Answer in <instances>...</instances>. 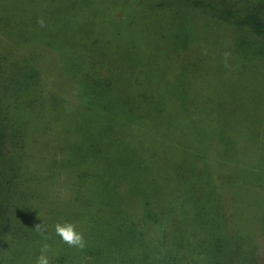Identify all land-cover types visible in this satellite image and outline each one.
Wrapping results in <instances>:
<instances>
[{"label": "rangeland", "instance_id": "rangeland-1", "mask_svg": "<svg viewBox=\"0 0 264 264\" xmlns=\"http://www.w3.org/2000/svg\"><path fill=\"white\" fill-rule=\"evenodd\" d=\"M243 1L250 9L256 6L255 13L264 15V0L237 3ZM0 17V26L10 31L11 45L24 53L21 58H4L0 52V117L6 136L3 154L13 162L8 173L12 186H5L10 201L7 207L10 210L14 204L20 210L0 220V264H35L44 238L34 230L42 223L54 233L57 222L74 223L86 245L91 243L96 249L103 242L124 240L139 249L140 243L132 245L126 231H117L120 220L113 207H103L101 202L111 195L123 196L138 179L139 190L157 184L149 188L161 196L166 190L161 182L181 179L186 164L198 175L211 177L209 185L205 182L207 198L223 203L224 188L233 203L251 211L250 219L243 223L252 238L247 248L248 264L264 255V233H257L264 232L262 37L231 23L225 14L216 20L201 8L187 7L179 0H0ZM40 18L44 27L37 23ZM19 29L32 43L17 39ZM215 35L229 54L233 87L221 90L206 120H230L233 116L234 162L237 155L245 157L244 161L216 175L214 171L220 169L222 161L190 164L189 154L182 147L169 150L173 156L168 159H154L159 156L156 154L148 159L150 155L138 154L134 160L99 147L102 123L107 125L115 113L131 118L128 110L158 84L169 82L186 90L190 67L199 60L206 64L204 46ZM238 38L243 42H237ZM240 44L242 51L238 49ZM213 46L207 45L209 50ZM237 61L239 65H235ZM91 66L96 77L107 75L111 79L109 105L107 96H99L97 104L98 95L93 90L81 106L68 108L76 101V79L85 77L87 71L92 73ZM77 98L81 99L78 94ZM228 98L234 99L233 113L230 105H219V100ZM206 120H197L194 125L205 129ZM196 136L201 137L199 133ZM93 152L90 160L77 165L80 158ZM82 172L85 176L79 178ZM115 183L121 186L119 193L108 196ZM196 190L188 197L197 196ZM204 205L198 204V210ZM213 205L215 216L221 204Z\"/></svg>", "mask_w": 264, "mask_h": 264}, {"label": "trees", "instance_id": "trees-1", "mask_svg": "<svg viewBox=\"0 0 264 264\" xmlns=\"http://www.w3.org/2000/svg\"><path fill=\"white\" fill-rule=\"evenodd\" d=\"M179 1L187 7L201 8L216 20H220L225 14L231 23H238L239 26L249 29L253 33L251 35L264 39V15L261 12L255 13L256 6L255 9H250L245 1L240 3H237V0ZM223 1L227 3L224 4ZM228 19L224 18V21ZM216 20L214 21L220 24ZM19 32L20 35H16L18 40L22 42L23 38V43L31 42L24 37L21 29ZM9 35L10 31L0 26V52L4 58L23 57L24 53L11 45ZM218 38L219 36L215 35L210 39L208 44L215 45L210 50L207 43L204 46L203 57L206 64L203 65L199 60L192 69L190 67L188 79L196 81L192 83L188 81L186 90H179L169 82L158 84L150 94L139 98L134 107L128 110L131 118L128 119V116L124 117L120 113L110 116L108 124L102 123L99 129V147L130 160H134L138 154L150 155L148 159H153L151 155L154 154L159 155L154 159H168L173 156L169 150L182 147V151L189 154L190 164L206 165L222 161L225 168L220 164V169L214 171L216 175L219 171L227 172L241 159L244 161L245 157L237 155L234 162L236 120L233 121V116L231 115L230 120H206L212 114V107L221 90L224 88L231 90L233 87L231 62L227 58L226 65L225 50ZM240 41L243 42L238 38L237 42ZM243 48V44L238 47L241 51ZM209 61L211 69L208 67ZM85 65L88 66V62ZM235 65H239V62L237 61ZM72 68L73 64L68 71ZM91 68L92 73L87 71L85 77L76 79L77 90L74 96L76 101L68 108L81 106L93 90L98 95L97 104L100 102L99 96L102 98L107 96L109 99L111 79L107 75L102 79L96 77L95 68L93 66ZM191 85H196V88H191ZM77 94L81 99L77 98ZM218 102L220 106L230 105L229 109L233 113L234 99L228 98ZM109 103L110 99L108 105ZM133 113L134 116L131 115ZM197 120H206V130L194 125ZM11 127L13 128L12 125ZM13 129L15 131V127ZM1 130L0 117V178L3 180H0V220L9 212L16 214V211H20L14 204H11L10 210L7 207L10 201L5 186H12L8 173L11 174L13 162L12 158L6 159L3 154V139L6 136ZM193 132L196 133L192 134ZM197 133L201 137L196 136ZM94 153L89 157L85 155L80 158L77 165L90 160ZM69 162L65 164L69 165ZM188 165L184 167L185 173L181 179L178 178L175 182H161L166 188L161 196L155 195L149 188H154L157 184L139 190L137 186L141 183L138 179L121 197L111 195L113 192L119 193L121 188L118 183L113 184L107 193L108 196L111 195L110 199L108 197L107 201L101 202L103 207H113V213L119 215L120 220L116 226L117 231H126L125 234L131 238L132 245L140 243L139 249L129 246L125 240L100 243L99 249L92 247L91 243L84 249L69 247L54 232H49L51 229L48 228L47 243L51 247L47 255L50 264H248L247 248L252 238L243 223L250 219L251 211L245 205L233 203L224 188L223 203L214 198H207L205 182L209 185L211 177L207 176L206 179L204 174L198 175ZM84 176L83 172L79 174V178ZM125 185L127 184L122 187ZM194 189H197L198 195L189 198L188 194ZM200 203H205L201 211L197 208ZM213 204L216 206L221 204L218 207L220 212L215 216ZM231 207L232 210L228 213ZM35 233L33 232L34 235ZM118 235L121 237L123 234ZM261 247L264 249V243ZM254 264H264V255H258Z\"/></svg>", "mask_w": 264, "mask_h": 264}, {"label": "clouds", "instance_id": "clouds-1", "mask_svg": "<svg viewBox=\"0 0 264 264\" xmlns=\"http://www.w3.org/2000/svg\"><path fill=\"white\" fill-rule=\"evenodd\" d=\"M37 23L44 27V20L40 18ZM228 53H225V62L227 65ZM39 233L43 238L44 242L41 244L40 254L37 256L35 260V264H50L49 257L47 253L50 251V245L47 243L49 237L47 236L48 225L46 223L36 224L35 230ZM54 231L57 236L60 237L62 242L67 244L69 247H74L78 249H84L86 247V240L82 232L76 230V225L71 222L60 223L57 222L54 225Z\"/></svg>", "mask_w": 264, "mask_h": 264}]
</instances>
